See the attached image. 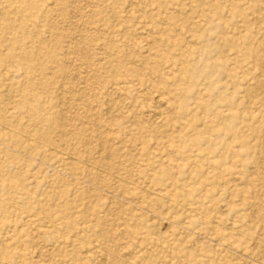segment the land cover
Masks as SVG:
<instances>
[{
    "label": "rangeland",
    "instance_id": "1",
    "mask_svg": "<svg viewBox=\"0 0 264 264\" xmlns=\"http://www.w3.org/2000/svg\"><path fill=\"white\" fill-rule=\"evenodd\" d=\"M2 1L0 102L5 103L0 114L14 127L0 132V157L9 159L12 153L20 162L18 171L38 177L26 186L36 189L41 203L40 194L61 184L72 191V200L74 191L81 190L91 202L101 198L109 237L120 235L121 242L100 238L94 224H85L79 214V231L84 232L77 234L61 229L59 220L55 223L61 230L28 222L46 214L58 218L53 210L32 212L18 223L16 206L24 201L0 197V247L21 255L0 264H111L110 253L116 251L130 264H264V0H29L34 10ZM220 34L235 49L223 53L228 65L215 76L212 91L208 65L219 55L206 46L225 47ZM74 44L83 45L82 52ZM37 47L30 65L49 60L43 48L55 50L69 71L52 100V90L39 89L40 105L49 106L44 122L32 121L31 106L20 116L16 101L27 80L39 84L41 72L47 74L52 65L30 73L8 58ZM192 69L196 75L190 86L185 81ZM179 76L183 80L177 83ZM189 86L185 109L179 94ZM226 119L227 127L235 123L244 137L227 136L220 127ZM194 126H216L226 138L208 145L209 135L202 136L205 146L199 153ZM141 133L158 155L155 164L167 163L168 156L181 164L192 156L181 168L189 184L167 180L180 190L177 201L190 209L175 206L171 197L158 204V215L147 208L144 198L156 195L149 178L155 164L134 144ZM107 138L121 154L110 164L105 163L111 151L103 142ZM23 140L32 147L15 150ZM183 143L191 145V153L184 152ZM73 156L85 163L75 164ZM174 166H166L172 174L179 171ZM1 203L14 212L7 223L1 219ZM125 217L157 224L167 235L161 248L134 250L150 260L138 261L123 242Z\"/></svg>",
    "mask_w": 264,
    "mask_h": 264
},
{
    "label": "bare ground",
    "instance_id": "2",
    "mask_svg": "<svg viewBox=\"0 0 264 264\" xmlns=\"http://www.w3.org/2000/svg\"><path fill=\"white\" fill-rule=\"evenodd\" d=\"M2 2H4V1L0 0V3H2ZM6 3H14L16 5L19 4L18 7H20L23 10H25V9L34 10L35 9L34 3L30 2L29 0H6ZM23 10H21V11H23ZM206 36H208L210 38V37H212V34L207 33ZM219 36H221V40H223L225 47H222L221 45L217 47L215 44H212V45L208 44L206 46V50L214 51V52H216V54L219 55V57L214 62H212L210 65H208L210 76L207 77V79L209 80L208 85L210 86V89L212 91H214V87L216 86L215 76L216 75L218 76L220 74L221 70L224 72V70H226L227 65H228V61H227L228 57L227 56L223 57L224 56L223 53L226 52L225 51L226 49H230V50L235 49V44L233 43V41L226 40V38L223 39V37H225V35H223V34H220ZM77 46H78V44H74L73 48H77L78 51L82 52L83 45L79 46V47H77ZM39 48L40 47H37L34 50H27L23 54H21V56L20 55H18L17 57H9L8 56V58L13 59L14 62H16V64L18 66L22 67V69H23V67L26 66L30 73L35 71L36 73L40 74V69H44V68L46 69V64L52 65V68L49 69L47 74L45 71L41 72L42 73L41 76L39 75L41 78V81L39 84H37L32 79H28L27 82L21 88L23 90V93L21 92V90L19 91V98H18V101H16V104H17L16 108L19 111L18 114L20 116H24V114H27V112L24 114L22 112H24V110L26 109L27 106H31L30 107V113L31 114L30 113L29 114L32 116V121L37 120L38 122H42V121L44 122V121H46V115L44 113L45 112L44 110L49 106H47L45 109H43L44 106L40 105V103H39V99H40L39 89L41 87L44 90H48V89L52 90V96H51V100H52L53 98H55L53 91L55 92V94H57L56 87H59L60 85H63L64 82L68 81L69 71H68V68L64 67V66H66L65 62L60 58V56L57 54V52L55 50L51 51V50H47V49H43V48H41L40 50L45 55V58H47L48 55H50L49 60L47 62L45 60H43L41 63H40V60H38V63L36 65H30L34 55H36V53H37L36 51ZM22 61H27V62H22ZM181 62L184 65L183 58L181 59ZM236 68H238V67H236ZM49 73H50V75H49ZM195 75H196V69L189 70L188 75L186 76L187 80L185 82L190 84L192 81H194ZM182 80H183V78H180V76L177 79H175V81L177 83L181 82ZM190 86H192V85L190 84ZM190 86L188 87V91H186L184 94H181V95L179 94V100L181 101L182 106L185 109H188L189 101L191 100V98L189 96L190 95L189 91L192 88ZM28 96H30V97H28ZM4 103H5L4 101L0 102V111H2V109L4 108ZM229 106L232 107V104L231 105L229 104ZM41 112H43V113L41 114ZM228 121H230V119L224 120L222 126H220L221 128L226 130V133L228 134L227 136L235 133L236 135H234V136L236 138L241 139L242 137H244V136L238 134V131L236 130L235 123L231 124L229 122L230 125H229V127H227ZM11 127H14L11 119L9 117H6L5 115L2 116L0 114V132L2 131L3 133H6V129L12 130ZM201 127H200V129H198V126H194L195 130L193 131V132H195V134H194L195 135V137H194L195 143L193 145L197 148L199 153L203 152L202 150L205 146V145H203L204 142L202 140V136L209 135L210 140H212V141L208 145L215 144L216 140L221 139V137L223 139L226 138V135H225L226 133H220L216 129V126L215 127L213 126V129H210L209 127L205 126V130H203ZM18 130L20 131V133L28 135L29 137L33 136L32 133H30V132L27 133V130L24 128H20ZM141 131H143V130L141 129ZM205 131H208V132H205ZM35 134L37 135V134H39V132L36 131ZM28 136H26L25 138L28 139L29 138ZM229 138H227V140H230ZM0 141L3 142L2 138H0ZM134 141H135L134 144H138L143 148V151H145V156H146L147 161H149V163H152L154 166V164H155L154 161H156V158L158 157V155L156 154V152H153V150L148 148L149 140L145 137V133H141L140 137L136 138ZM103 142L105 143L106 147L111 150V151L109 150L110 153L107 152L108 155L106 157V162H105L106 164H108V163L110 164V163L121 158V154L117 150H112L113 148H112V146L110 144L111 142L109 141L108 138L105 139V141H103ZM182 146L184 148L185 153H187V154L191 153V151H190L191 145L190 144L183 143ZM9 147H11L10 144H9ZM31 147H32L31 144L28 146V141L23 140V141L15 144L13 148H15V150L25 149L27 151ZM73 157L71 158V160H74L72 162H75V164L79 163V162L85 163V161H82L81 158L75 157V156H73ZM122 158H123V156H122ZM123 159H126V158H123ZM167 159H168L167 163L165 160H162V162L156 163L155 166L153 167L155 174L149 176V178L152 181L153 190L156 191L155 198L151 199V200L144 198L147 200V203H146V205L148 206L147 208L153 210V212L156 213L157 215L160 212L159 209L161 210V208L158 207V204H160V202H162L164 199H167L170 197L171 198L169 200H171V202L174 203L175 206L178 205L183 210H186L189 208V207L187 208L186 205L180 204L177 201V199L179 198L178 196L180 195V190H175V188H174L175 183H169V181H167V180H178V182H176V183H179L182 185L189 184L187 181L186 175L183 173L181 168L184 165H188L191 163L192 156L189 155L188 157H186L183 161H181V164L179 163L180 160L178 161V159L173 157V156L172 157L168 156ZM170 162H173V165H175L174 167L179 168V171H177L175 174H172L166 167V166H168V163H170ZM19 163L20 162H19L18 158L15 155H13L12 153H11V157L9 159H6L5 157H0V187H2V189H0V197L8 198L9 201H12V200L16 201L18 199H21L22 201H24V203H22V205L16 206V210H18V212L16 214L19 215L18 223L21 222V220L23 219L24 216H28V215L30 216L32 212L48 213V212H52V210H53V212H55L58 215V218L54 219L51 214H46L43 217V219H38V220L31 219L28 222L30 224H40V225H45L47 223H48L47 225L53 224L55 226L56 230L63 229L64 231H67L68 233L77 234L78 232H80V233L84 232L82 230L79 231V227H78L79 226V223H78L79 219L77 218V215L79 214L80 219L85 224H91V223L94 224L91 227L97 228L100 238H103V239L113 238V240H115L116 243L121 242V236L120 235H114L113 237H109L110 233L106 229V227L108 225V218H106V216L102 215V211H103L104 207H103L101 198H99L95 202H91L86 197L85 192H87V191L81 190V191H74L76 193V196H75V199L73 198L74 200H72L71 198H69V196H71V194H72V191L69 190L67 186L61 184L57 188H54V187L51 188V190L49 192H47L46 194H40V196L44 195V201L41 203L38 200V193H37L36 189L30 190L26 186V183L29 179H31V178L38 179V177L35 174H33L32 176L29 175L28 171L27 172L22 171V170L18 171L17 168L19 167ZM120 164L123 165V162ZM100 169L102 170V168H100ZM232 170L233 169L231 168L230 171H232ZM144 189L146 190V188H144ZM34 201H38V202L34 203ZM148 201H150V202H148ZM1 206H2L1 207L2 212L4 214L1 217L2 222L7 223L8 220L10 219L11 215L14 212L11 211L12 208L10 205L1 203ZM78 209H81V210L77 213L76 210H78ZM109 209H110V212L113 211V208H109ZM194 211H196V210H194ZM33 217H36V216H33ZM133 218L132 217L123 218L125 226H126V230L124 231V235L126 237H128L129 239H125L126 238L125 237L122 240L125 243L127 248H130L133 250L132 255L136 254V256H138V258H137L138 261H148V260H150V257L146 253L139 254V253L134 252V250L141 249L143 246H145V247L146 246L147 247L154 246L155 248L156 247L161 248L168 241L167 240L168 237H167V235H165L163 232L160 231L157 224H151V223H148L144 220H135ZM56 220H59L61 222V229L56 226L57 225V223H55ZM169 222L174 223L173 219L172 220L170 219ZM49 226H51V225H49ZM231 230H232V228H231ZM256 246H258V245L256 244ZM37 247H38V245H37ZM106 253H107V251H106ZM110 256L112 259L111 264H126V263L130 264V262H126V260L120 254L119 251L110 253ZM73 257L78 259L79 255L74 252ZM17 258H21V255L15 256L13 253L8 252L6 250V248L0 247V260H2V262L3 261L11 262ZM22 258H24V257H22ZM102 262H104V260ZM105 262L103 264H105Z\"/></svg>",
    "mask_w": 264,
    "mask_h": 264
}]
</instances>
